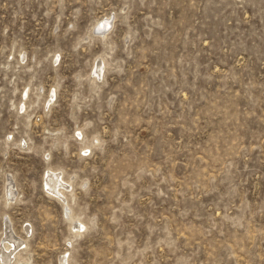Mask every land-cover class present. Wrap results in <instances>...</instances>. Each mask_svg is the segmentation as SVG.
Instances as JSON below:
<instances>
[{"label": "rangeland", "instance_id": "1", "mask_svg": "<svg viewBox=\"0 0 264 264\" xmlns=\"http://www.w3.org/2000/svg\"><path fill=\"white\" fill-rule=\"evenodd\" d=\"M9 230L18 264H264V0H0Z\"/></svg>", "mask_w": 264, "mask_h": 264}, {"label": "bare ground", "instance_id": "2", "mask_svg": "<svg viewBox=\"0 0 264 264\" xmlns=\"http://www.w3.org/2000/svg\"><path fill=\"white\" fill-rule=\"evenodd\" d=\"M111 26H112V20L108 16L103 21H101V22H99L98 24L95 25V28H94V31L93 32L94 33H97V34H101L104 37L106 35L107 30L110 29ZM105 67H106V61H105V58L102 57L101 64H100V66H98V69H96V71H95V72H97V74H98L99 77L102 75V72H104V68ZM85 147H88V146H85ZM67 182H68L67 179H65L64 177H62L61 174L58 173L56 171V169H55V171L53 170L50 173L49 178L47 180V185H48L49 189L52 192H54L57 195H59V197L64 198V199H67V196H66V191L67 190L66 191L64 190L65 187H66V185H67ZM9 191H10L11 194L13 193L12 192V188H10ZM9 231L10 232L7 233V237L5 239L6 241L0 247V261H2L3 264H18V262L23 258V253L21 251L22 250L21 249L22 248L21 246L26 241L25 240H21V239H16L17 237L14 236L13 232H11V230H9ZM22 261H21L22 262L21 264H30V262L28 260L26 262L24 260H22ZM69 261H70L69 258L65 259V257H64L62 259V262L61 263L62 264H69Z\"/></svg>", "mask_w": 264, "mask_h": 264}]
</instances>
